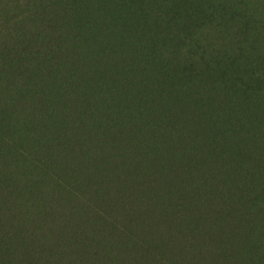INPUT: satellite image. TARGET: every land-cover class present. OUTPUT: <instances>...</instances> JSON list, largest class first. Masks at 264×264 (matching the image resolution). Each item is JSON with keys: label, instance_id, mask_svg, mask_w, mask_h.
I'll return each mask as SVG.
<instances>
[{"label": "trees", "instance_id": "1", "mask_svg": "<svg viewBox=\"0 0 264 264\" xmlns=\"http://www.w3.org/2000/svg\"><path fill=\"white\" fill-rule=\"evenodd\" d=\"M245 7L0 0V264H264Z\"/></svg>", "mask_w": 264, "mask_h": 264}, {"label": "rangeland", "instance_id": "2", "mask_svg": "<svg viewBox=\"0 0 264 264\" xmlns=\"http://www.w3.org/2000/svg\"><path fill=\"white\" fill-rule=\"evenodd\" d=\"M245 2L246 12L252 13L256 16V24L254 28L262 30V43L264 44V0H245Z\"/></svg>", "mask_w": 264, "mask_h": 264}]
</instances>
